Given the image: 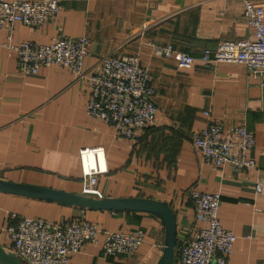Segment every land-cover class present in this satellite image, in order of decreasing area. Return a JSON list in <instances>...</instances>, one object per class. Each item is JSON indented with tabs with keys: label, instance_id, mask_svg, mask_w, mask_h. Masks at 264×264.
Wrapping results in <instances>:
<instances>
[{
	"label": "crops",
	"instance_id": "1",
	"mask_svg": "<svg viewBox=\"0 0 264 264\" xmlns=\"http://www.w3.org/2000/svg\"><path fill=\"white\" fill-rule=\"evenodd\" d=\"M264 9V0H248ZM57 14L40 26L16 22L0 30V180L83 194L79 151L101 146L107 171L96 188L106 198H149L168 204L175 215L176 245L170 264H179L180 243L201 225L195 220L191 190L220 193L218 220L235 235L227 264H264V97L259 79L242 64L187 68L152 53L150 44L199 56L221 40L253 39L243 14L244 0H59ZM88 38L83 77L56 65L21 74L7 44L52 38ZM140 54L153 89L155 120L136 145L115 135L113 126L86 111L87 77L104 57ZM209 111L207 117L203 111ZM243 126L255 138L246 158L254 162L236 173L213 168L192 145L208 122ZM261 183L256 192L255 184ZM7 212L50 222L85 220L97 225L95 243L86 242L69 264H157L165 246V226L147 211L91 210L57 201L0 191V245ZM144 231L143 243L127 255L102 249L107 231Z\"/></svg>",
	"mask_w": 264,
	"mask_h": 264
},
{
	"label": "built area",
	"instance_id": "2",
	"mask_svg": "<svg viewBox=\"0 0 264 264\" xmlns=\"http://www.w3.org/2000/svg\"><path fill=\"white\" fill-rule=\"evenodd\" d=\"M60 9L59 0H0V30H11L16 22L40 26L53 18ZM243 14L253 29V39L221 40L215 47L204 48L199 56L175 52L171 45L150 44L152 53L173 58L179 67L187 68L197 60L205 65L215 63L242 64L256 76L264 97V9L244 0ZM89 40L52 38L46 45L23 41L7 44L16 53L17 68L21 74H34L40 67L56 65L83 77L82 61L88 55ZM89 96L87 114L114 127L115 135L136 145L144 130L154 122L157 107L151 101L153 89L147 67L140 64L138 52L116 57H104L96 72L87 77ZM208 117L209 111H203ZM255 144V138L243 126H224L210 121L198 130L192 145L201 158L213 168L229 165L236 173L254 166L246 152ZM83 180V194L101 198L96 188L97 178L107 171L101 146H88L79 151ZM256 192L261 183L255 184ZM195 220L201 225L195 233L183 240L178 249L179 264H227L232 253L235 235L224 229L218 220L220 193L191 190ZM4 232L10 253L26 264H69L70 256L86 242L95 243L99 229L85 220L50 222L7 212ZM144 231L135 228L127 232L107 231L102 249L107 255H127L136 252L143 243Z\"/></svg>",
	"mask_w": 264,
	"mask_h": 264
},
{
	"label": "water",
	"instance_id": "3",
	"mask_svg": "<svg viewBox=\"0 0 264 264\" xmlns=\"http://www.w3.org/2000/svg\"><path fill=\"white\" fill-rule=\"evenodd\" d=\"M0 191L32 198L57 201L91 210L147 211L158 216L165 226V246L157 264H170L176 245L175 215L167 203L149 198H106L87 194H75L49 188L10 183L0 180ZM0 264H26L0 245Z\"/></svg>",
	"mask_w": 264,
	"mask_h": 264
}]
</instances>
